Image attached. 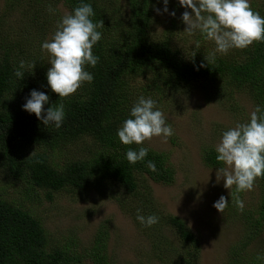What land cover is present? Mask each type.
<instances>
[{
	"label": "trees",
	"instance_id": "16d2710c",
	"mask_svg": "<svg viewBox=\"0 0 264 264\" xmlns=\"http://www.w3.org/2000/svg\"><path fill=\"white\" fill-rule=\"evenodd\" d=\"M42 1L15 0L10 6L14 9L24 3L23 15L31 14L29 20L40 23V29L26 24L29 31L23 36L19 34L10 41L9 33L4 30L0 36V168L14 180L23 181L26 194L43 189L50 200L52 193L61 190H99L107 184L133 193L139 190L145 177L164 184L172 182L173 171L162 154L148 148L144 161L130 164L126 159L129 148L138 151L145 146H125L118 138V129L131 118L133 104L144 94V89L133 87L135 78L151 74L154 80L147 92L153 89L157 94L204 81L222 91H242L264 111V43L237 50L232 59L215 55L213 60L212 55L206 56L198 48L183 54L175 47L173 30L158 40L153 37V7L163 4V0H126V13L116 8L118 0H52L53 5L61 3L70 13L81 3L90 4L95 13L91 17L93 22L102 20L104 24L97 29L102 38L93 48L99 62L94 68L86 66L94 77L93 82L85 83L77 93L60 100L47 82L50 56L45 57L41 50L49 31V41L52 39L60 16L53 6V13L49 8L40 9ZM21 60L26 65H36L33 70L29 67L22 70L23 79L14 75ZM32 90L49 96L45 111L54 104H64L65 119L59 129L51 124L44 126L35 114L23 110ZM86 138L96 147L88 158L62 165L55 161V151ZM216 157L214 151L207 152L205 164L220 166ZM148 161L155 163L156 172L148 169ZM255 183L261 195L254 213L244 216L247 237L264 236V178H258ZM167 221L183 243L196 244L183 221L176 217H168ZM105 248L103 230L97 232L87 251L77 252L74 243L49 245L41 222L0 193V264H84L83 259L91 264H113ZM258 256L264 257V245L253 253L231 251L229 264H264V259H257Z\"/></svg>",
	"mask_w": 264,
	"mask_h": 264
},
{
	"label": "rangeland",
	"instance_id": "374dc122",
	"mask_svg": "<svg viewBox=\"0 0 264 264\" xmlns=\"http://www.w3.org/2000/svg\"><path fill=\"white\" fill-rule=\"evenodd\" d=\"M52 2L43 0L40 9L53 6L60 20L70 13L61 3L53 5ZM249 2L252 9L262 16L264 0ZM12 3L15 0H0L1 37L3 30L9 33L10 41L19 34L25 35L29 31L26 24L40 29V23L33 24L29 20L31 14L23 15L24 3L14 9L10 7ZM164 7V3L153 7L154 39L158 40L165 32L173 30L175 47L183 54L193 53L196 42H199L198 49L206 56H213L216 48L213 41L205 39L198 31L194 35L184 32L186 25L182 14L186 9L179 5L178 0H169L167 13L163 11ZM116 8L126 13L127 1L118 0ZM156 9L160 10L159 13ZM173 11L174 17L170 15ZM50 38L49 31L45 41ZM237 50L232 49L227 55H215L232 59L236 57ZM42 53L49 56L46 50ZM153 80V76L148 74L135 78L132 84L144 89L143 97L156 100L158 110L163 112L174 135L166 143L163 137H154L143 145L165 157L167 166L173 171L172 182L164 184L145 177L139 190L133 193L115 184H107L99 190H61L52 193L49 200L47 191L43 189L26 194L27 187L23 181L14 180L0 168L2 197L21 205L41 222L49 245L69 246L74 243L77 252L87 251L97 232L105 231V252L113 264H229L231 251L236 250L239 254L257 252L264 245L261 244L264 236L247 237L248 226L244 216L254 213L259 203V185L255 183L253 191L238 194L244 203V209L240 211L233 199L235 186L228 190L223 180L216 178L217 169L224 165L207 166L204 156L209 151L217 153L215 149L223 132L237 123L249 122L251 112L258 105L242 91H222L204 81L179 85L177 89L161 94L153 89L147 92ZM95 149L92 141L86 138L77 141L76 145L55 151V161L62 165L74 159L88 158ZM221 196L227 197L229 202L222 214L213 207ZM137 210L145 217L157 216L158 223L151 227L142 225L137 220ZM168 217L183 221L194 235L196 244L183 243L168 224ZM83 260L84 264H91L88 259Z\"/></svg>",
	"mask_w": 264,
	"mask_h": 264
},
{
	"label": "clouds",
	"instance_id": "9594fccd",
	"mask_svg": "<svg viewBox=\"0 0 264 264\" xmlns=\"http://www.w3.org/2000/svg\"><path fill=\"white\" fill-rule=\"evenodd\" d=\"M169 0H163L164 12H168ZM179 5L186 9L182 14V21L186 25L184 32L194 35L197 31L205 39L216 45L215 54L227 55L232 49L244 50L254 43H264V16L252 9L249 0H178ZM190 9L191 11H187ZM49 12L53 9L49 6ZM159 13V9H156ZM95 15L90 4L81 3L72 13L65 14L57 24L50 41L42 44L50 56L47 72V82L53 93L60 100L69 98L85 83L93 82V75L86 70V66L95 67L99 57L93 54L94 46L101 40L102 34L97 29L103 28L101 20L94 23L91 17ZM170 15L175 16V12ZM199 48V42H196ZM195 56V54H194ZM34 63L26 65L24 60L19 63L14 75L23 79L26 67L35 68ZM203 66V65H201ZM49 103V96L43 92L32 90L30 98L23 105V110L35 114L44 126L54 125L59 129L65 119L64 104L50 106L45 111L44 106ZM130 117L124 121L117 135L125 146H141L151 142L154 137H163L166 143L174 135L170 124L167 123L157 103L151 98L139 97L133 105ZM217 161L224 167L218 168L216 178L223 180L228 190L235 186L234 203L240 211L244 203L239 193L253 191L258 178H264V111L257 106L250 114L247 123H237L235 127L223 132L222 138L216 146ZM148 155V148L126 152V159L135 165L142 162ZM147 167L156 172L155 163L148 161ZM228 198L221 196L213 205L222 214L228 207ZM137 220L146 227L158 223L155 215L145 217L137 210ZM257 259H264L258 256Z\"/></svg>",
	"mask_w": 264,
	"mask_h": 264
}]
</instances>
